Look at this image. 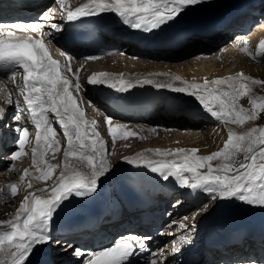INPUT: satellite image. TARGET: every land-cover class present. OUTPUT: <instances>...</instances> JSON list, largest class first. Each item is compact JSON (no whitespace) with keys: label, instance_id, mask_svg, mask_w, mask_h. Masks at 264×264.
Here are the masks:
<instances>
[{"label":"snow or ice","instance_id":"1","mask_svg":"<svg viewBox=\"0 0 264 264\" xmlns=\"http://www.w3.org/2000/svg\"><path fill=\"white\" fill-rule=\"evenodd\" d=\"M206 2L207 0H87V3L72 9L66 0H55V5L66 22L114 13L125 25L149 33L171 26L187 10ZM49 19V12H45L37 21L26 25L0 24V91L6 92L4 103L15 108L11 120L18 122L15 128L17 139L13 141L15 150L5 157L11 161L5 170L12 169L14 162L30 152L33 168L39 173L34 179L51 181L44 189L29 191L19 203L14 216L0 221V225L7 226V230L0 232V254H4L0 264H30L31 256L42 246L52 243L59 245L61 241L54 238L52 227L57 211L65 202H70L71 198L95 194L101 178L111 171L109 156L112 155L116 141H126L136 135L126 124L114 123L111 116L105 115L104 122L111 138L109 147L108 141L98 130V121L86 118L83 107L84 85L79 75L81 69H74L73 62L76 58L66 52L60 53L66 59L63 65L50 54L52 39L64 31V24H49ZM5 29L8 31L5 32ZM13 29L19 32L40 30L41 38L17 35ZM43 37L49 39L45 40ZM243 51H248L247 46ZM262 52L264 41L260 42L257 54ZM99 58L98 55H89L84 59L87 62ZM66 73H71V78ZM18 76L23 80L22 85L17 83ZM4 80L11 84V88L3 84ZM177 81L180 82L179 85L176 84ZM87 84L106 86L117 93H127L135 87L145 85L183 93L194 97L204 112L225 126L243 125L246 121L257 120L264 113V100L258 102L250 96L251 85H264V80L253 79L243 72L213 80L204 78L203 82H196L195 79L189 82L179 76L172 77L168 82H157L148 77L138 78L133 82L125 79L123 74L116 76L109 72H94L87 78ZM245 96L250 98L251 111H246L238 104L240 98ZM87 104L95 107L91 101H87ZM49 114L55 117L60 132L53 127ZM7 115V109L0 106V129L11 128L12 125L6 122ZM29 122L31 128L28 126ZM33 129L34 145L29 139ZM61 134L66 140L63 153L65 164L54 178V170L59 165L48 163L45 157L51 150L55 158V154L61 150ZM147 151L161 159L138 153L133 157H124L122 162L150 170L164 181L173 178L182 189L206 193L210 202L235 199L249 206L264 208V128L237 133L229 127L223 147L208 155H198L197 148H157ZM239 152L246 154L237 164L234 156ZM69 157L73 158L74 163L68 160ZM213 161L219 163L214 165ZM76 164L80 166L77 167ZM25 177H30L29 169H24L18 182L10 183L11 197L18 196L19 184ZM31 179L30 177L27 184L28 189L33 188ZM3 191L0 189V192ZM179 204L177 201L172 206L175 208ZM208 206L205 203L197 209L191 217L193 222L195 215ZM168 215L171 216V213ZM188 219L186 216L179 222L172 220L166 230H160L158 235L172 239L156 250L150 246L153 239L151 235L132 233L121 236L112 246L98 251L84 250L67 240L63 241V246L71 249L77 264H133L134 257H145L144 264H180L178 256L184 251L183 246L193 243L188 233L195 231V224L185 223ZM180 229L185 230V234L177 237L176 233ZM249 264L264 262L250 259Z\"/></svg>","mask_w":264,"mask_h":264},{"label":"bare ground","instance_id":"2","mask_svg":"<svg viewBox=\"0 0 264 264\" xmlns=\"http://www.w3.org/2000/svg\"><path fill=\"white\" fill-rule=\"evenodd\" d=\"M255 1L207 0L206 3L190 8L179 17L185 20L184 24L187 25L196 20H199L197 24H200L209 14L220 15L221 18L212 27V31L205 33L212 35L216 30V34H222L229 30L233 31L228 33V36L232 35L233 38L219 48H217L219 41L204 42L210 39H199L203 38L201 35L189 36L187 39H192L188 40L176 51H156L149 47L140 48L134 45L132 41V37L137 35L135 31L138 29H133L122 23L97 30L104 39L117 46L118 51L107 54L97 60L85 62L84 58L89 56V52L83 44L72 45L68 42L65 28L69 22L64 21L59 15L55 0H31L27 6L19 0H0V24L9 25L15 23L19 18L32 20L37 16L41 17L42 14L48 11L51 21L64 24V31L52 39L50 54L62 65L66 62V59L65 56L60 54L61 51L76 58L73 62V67L74 69H81L79 75L81 83L84 85L83 97L85 104L83 107L85 108L86 118L98 121V130L103 138L108 141L109 147H111V138L104 122L105 115L111 116L114 123L126 124L129 130L136 133L134 137H130L126 141H116L114 148H112V155L109 156L111 171L101 178L100 186L95 194L88 197L71 198L70 202H65L61 206V209L55 214L52 223L53 236L61 243L59 245L55 244L53 247H51V244L42 246L31 256L30 264H77L76 258L70 254V248L63 246L58 249L59 246L63 245V241L67 240L73 246L87 251H98L114 244L113 241L111 243L109 241L116 232L119 233L115 237L125 236L129 233L151 235L153 239L150 246L153 250H156L172 239V237L158 235L164 222L181 221L186 216L189 219L185 223L190 225L194 223L195 231L188 233L192 237L193 243L183 246L184 251L178 256L180 264H249L250 259L264 262V238H262L264 236V208L249 206L235 199L228 201L217 199L210 202L206 193H202L199 190L193 193L191 190L178 187L173 178L164 181L158 176L155 191L151 193V207L150 210H147L148 216H146V212L133 211L130 213L118 190L119 176L125 170H139L141 173L146 170L145 168H137L122 162L124 157H133L138 153H144L146 156L155 158L157 156L147 150L157 148H197L199 149L198 155H208L223 147L227 139V128L229 127L237 133H246L252 128H264V115H262L264 113H261L257 120L246 121L243 125L233 124L225 126L204 112L194 97L145 85L144 87H139L143 90L139 101L148 106V111L151 112V115L123 114L117 112L106 103L109 95L115 96L119 93L106 86H91L87 84V78L94 72H109L116 76L123 74L125 79L133 82L138 78L145 77L152 78L157 82H168L174 76H179L182 80L189 82L193 79L196 82H203L204 78L213 80L235 76L240 72L249 77L254 74L255 78L264 79V52L257 54L260 42L258 41L254 44L252 39V35L255 33L261 37L264 36L262 34L264 13H256L257 16H260V18H257L248 11L252 6L260 7L261 4L264 6V0H258L257 3H254ZM45 3H48V5L43 9L42 13L30 14L31 10H35L33 8L34 5H37L40 9L39 5L42 7ZM66 3L70 8L74 9L87 3V0H66ZM244 4H246L245 7L243 6ZM231 15L234 16L228 22L226 17ZM89 18L91 17L81 18L80 20L87 21ZM4 31L7 32L8 29ZM33 37L36 36L33 35ZM244 37H249L252 43L238 45L237 47V41ZM43 39L48 40L49 37H43ZM239 46L241 49H239ZM245 46L248 48L247 52L243 51ZM82 65L83 67H81ZM154 73H166L168 75H150ZM66 74L71 78V73ZM16 79L18 84H23L20 76ZM0 80H2V77H0ZM179 83V81L176 82L177 85ZM3 84L7 88H11V84L7 80H4ZM5 95L6 92L0 91V106L5 107L9 115L13 107H9L4 103ZM262 96L264 97V95ZM20 100L22 102V97ZM87 101H91L95 107L88 106ZM238 104L246 111L252 110V104L248 96L241 97ZM49 115L53 127L60 132L61 130L55 117L52 114ZM8 122L12 125L10 128L12 130L10 131L11 140L9 141L11 143H6L0 149V160L3 161L2 163L0 162V189L4 190L0 192V221L11 219L14 216L19 203L29 191L35 192L37 189H44L47 184L51 183V181L45 182L34 179L39 173L33 168L30 152L14 162L12 169H3L11 163L5 157L15 150L13 141L17 139L15 128L18 122H13L11 118H8ZM28 126L31 128L30 122ZM3 134L5 135L3 132L1 136ZM29 139L34 145V129L30 133ZM60 140L61 150L55 154V158H53L51 150L45 157L48 163L59 165L54 170V178L65 164L63 153L66 148V140L62 134ZM126 144L128 145L127 147L125 146ZM245 154V152H239L234 156L237 164L244 159ZM68 160L74 163L73 158L69 157ZM212 163L217 165L219 161H213ZM76 166L79 167L80 165L76 164ZM24 169L30 170L33 188H27L30 177H25L24 181L19 184L18 196L13 198L10 196L9 185L20 180V177L24 174ZM202 171H206V169H202ZM177 201L180 202L179 208H173L172 205ZM205 203L209 206L204 211L196 214L193 222L191 219L192 215ZM92 206H99L101 209V225L87 227L76 232L71 231L67 227L69 221L82 220V217L86 215V212ZM246 207L251 210L258 223L257 236L246 238L244 242L242 240L229 248L208 246L209 244L205 243L206 238L213 231L211 223L223 217L229 210ZM168 213H171V216ZM181 215L184 216L180 219ZM144 217L148 218V222H143ZM5 230H7V226L0 225V232ZM184 234L185 230L180 229L176 236L179 237ZM106 235L110 236L108 242H105ZM3 258L4 254H0V259ZM144 260L145 257H134L133 264H144Z\"/></svg>","mask_w":264,"mask_h":264},{"label":"rangeland","instance_id":"3","mask_svg":"<svg viewBox=\"0 0 264 264\" xmlns=\"http://www.w3.org/2000/svg\"><path fill=\"white\" fill-rule=\"evenodd\" d=\"M264 4V3H263ZM48 5V3H45L42 7H41V5H39L40 7H41V9H39V7L37 6V5H34L33 6V8H35V10L33 9V10H31L30 11V14H32V15H34V14H38L39 12H41V11H43V9L46 7ZM10 6H12V5H10ZM10 6H8V7H10ZM259 6H252L251 7V9L250 10H248L250 13H252L253 15H254V17H257V18H260V16H257L256 15V13H261L262 12V10L264 9V6L261 4V6L258 8ZM258 8V9H257ZM261 8V9H260ZM38 9H39V11H38ZM235 28H237V27H235ZM230 32H233V31H231V30H229ZM229 31L228 32H223L222 34H215V35H213V36H210V37H203V38H199V39H206V38H209L210 40H206V41H204V40H200V41H204V42H207V41H219L218 43H217V48H219L221 45H223L224 43H227L229 40H231L233 37H232V35L231 36H228L229 34ZM226 33V35H224ZM233 34H235V33H233ZM222 35V36H221ZM219 36H221V37H219ZM212 39H214V40H212ZM180 52V51H179ZM178 53V52H177ZM237 58H238V56H237ZM263 64H264V62H263ZM263 64H261V65H263ZM253 76V77H252ZM252 76H251V78H253V79H259V80H264L263 78H255V75L254 74H252ZM251 87H252V93L250 94V96H251V98H253V99H256L258 102L259 101H261V100H264V97L262 96V95H264V85H255V84H252L251 85ZM259 95V96H258ZM261 95V96H260ZM262 115H264V114H262ZM12 117V115H10V117H9V119ZM264 118V117H263ZM188 120H190V119H188ZM264 120V119H263ZM7 137H8V135H5V141L3 140V146H5L6 145V143L8 144V143H11V142H9L10 141V139L9 140H7ZM2 149V148H1ZM3 154H4V152H3ZM0 155H1V153H0ZM0 162L2 163L3 161H1L0 160ZM7 167H5V168H3V169H6ZM10 170V169H9ZM179 208V207H178ZM166 213H167V210H166ZM184 215H181V217H180V219L183 217ZM179 222V221H178ZM169 224V221H167V222H164V224H163V226L161 227L162 229H166L167 228V225ZM166 227V228H165ZM158 237V236H157ZM55 238V237H54ZM160 238V237H159ZM55 245V243H52L51 244V247H53ZM63 247V245H61V246H59L58 247V249H60V248H62ZM70 254H72V252L70 253Z\"/></svg>","mask_w":264,"mask_h":264}]
</instances>
